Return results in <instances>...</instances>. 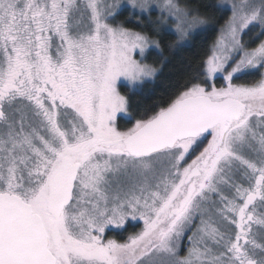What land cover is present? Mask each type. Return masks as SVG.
Returning <instances> with one entry per match:
<instances>
[{"label": "snow or ice", "instance_id": "6c2138e0", "mask_svg": "<svg viewBox=\"0 0 264 264\" xmlns=\"http://www.w3.org/2000/svg\"><path fill=\"white\" fill-rule=\"evenodd\" d=\"M216 10L200 73L121 130V89L159 72L155 35L188 44L210 18L179 0H0V264H264V0ZM126 12H159L154 34Z\"/></svg>", "mask_w": 264, "mask_h": 264}, {"label": "trees", "instance_id": "16d2710c", "mask_svg": "<svg viewBox=\"0 0 264 264\" xmlns=\"http://www.w3.org/2000/svg\"><path fill=\"white\" fill-rule=\"evenodd\" d=\"M181 5L191 9L198 10L202 15L210 18V29L203 35L193 36L189 44L185 46L178 44L172 34L166 33L160 29L155 38L160 40L162 53L152 50L147 61L159 68V74L153 84H146L140 90L131 91V89H121L122 94L128 98L130 113L135 119H141L148 116L157 109L158 106L166 104L173 98L179 90L186 86L197 76L201 69L205 57L208 55L209 47L216 38L217 29H219L226 17L216 10L218 0H179ZM123 25L134 31L154 34L156 23L153 15L151 17H137L132 12H126L117 18ZM259 38L256 34L245 37L250 41V45H255ZM260 77H248L242 83H251ZM223 81L218 80L220 86ZM131 123L121 120L118 124L120 129L129 128ZM140 226H128L125 232L116 234L110 233V237L121 242L126 240L127 235L138 232Z\"/></svg>", "mask_w": 264, "mask_h": 264}, {"label": "rangeland", "instance_id": "374dc122", "mask_svg": "<svg viewBox=\"0 0 264 264\" xmlns=\"http://www.w3.org/2000/svg\"><path fill=\"white\" fill-rule=\"evenodd\" d=\"M179 3H180V1H179ZM181 6H185V5H181ZM153 17L155 18V20L157 21L158 20V18H159V12H157V13H155V14H153ZM117 22L119 23V20L117 19ZM123 24V23H122ZM195 36V35H194ZM246 41V43H248L249 44V42L250 41H248L247 42V40H245ZM189 44V43H188ZM181 45H183V46H185L186 44H181ZM152 50H150L149 51V53L151 52ZM148 56V55H147ZM148 62V61H147ZM158 74H159V72H158ZM158 74H157V76H158ZM156 76V77H157ZM156 77H155V79H156ZM155 79L154 80H150V81H147V82H145L143 85H140V86H137L133 91H137V90H140L144 85H146V84H153V82L155 81ZM218 81V80H217ZM132 91V90H131ZM118 122V121H117ZM133 126V124H131L130 125V127H132ZM129 127V128H130ZM128 128H122L121 130H127ZM129 223H131L132 224V226H140V229H139V231L141 230V228H142V222H140V221H129ZM121 230H123V229H121ZM121 230H113V231H121ZM138 231V232H139ZM186 243H185V245L187 244V241H185ZM183 249V248H182Z\"/></svg>", "mask_w": 264, "mask_h": 264}, {"label": "flooded vegetation", "instance_id": "af4514ba", "mask_svg": "<svg viewBox=\"0 0 264 264\" xmlns=\"http://www.w3.org/2000/svg\"><path fill=\"white\" fill-rule=\"evenodd\" d=\"M119 23L122 24L120 21H119ZM130 116H131L130 119H129L128 117H124V118H122V119H118L117 125L119 124V122H120L121 120H125L127 123H131V124H133L134 121H135L136 119H135V117L132 116L131 113H130ZM128 226H132V224H131V223H128V224L125 225V228H124L123 230H121V231H116V232H115V231H110V232L106 233V235L110 236V233H114V234H116V233H118V232H120V233L125 232V231L127 230ZM137 226H138V225H137ZM132 235H133V234H132ZM128 236H130V235H127V237H128ZM127 237H126V238H127ZM110 238H112V237H110ZM185 243H186V242H184V244H185ZM182 251H183V249H182Z\"/></svg>", "mask_w": 264, "mask_h": 264}]
</instances>
